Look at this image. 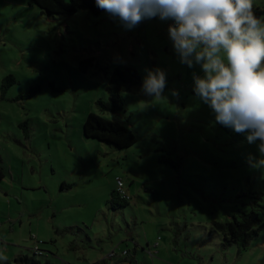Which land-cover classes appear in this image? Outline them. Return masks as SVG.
<instances>
[{
    "label": "rangeland",
    "instance_id": "1",
    "mask_svg": "<svg viewBox=\"0 0 264 264\" xmlns=\"http://www.w3.org/2000/svg\"><path fill=\"white\" fill-rule=\"evenodd\" d=\"M30 1L0 0V256L264 264V228L242 253L224 247L214 229L255 202L264 206L260 153L230 137L196 96L193 73L203 72L180 62L168 36L173 21L155 17L126 29L105 11L50 17ZM117 67L137 69L142 81L148 70H163L161 97L145 95L141 85L125 94V112L101 113L97 102L108 101ZM92 112L130 129L137 143L120 150L86 138ZM119 179L132 199L113 211L108 201ZM159 237L153 255L148 245Z\"/></svg>",
    "mask_w": 264,
    "mask_h": 264
},
{
    "label": "clouds",
    "instance_id": "2",
    "mask_svg": "<svg viewBox=\"0 0 264 264\" xmlns=\"http://www.w3.org/2000/svg\"><path fill=\"white\" fill-rule=\"evenodd\" d=\"M96 6L133 29L145 19L172 20L168 36L182 64L200 65L193 91L215 120L256 144L264 166V20L254 0H95ZM161 69L148 70L142 92L161 97ZM258 142V143H257ZM0 256V260H6Z\"/></svg>",
    "mask_w": 264,
    "mask_h": 264
},
{
    "label": "trees",
    "instance_id": "3",
    "mask_svg": "<svg viewBox=\"0 0 264 264\" xmlns=\"http://www.w3.org/2000/svg\"><path fill=\"white\" fill-rule=\"evenodd\" d=\"M30 4L38 7L44 14L50 17L55 16H73L81 10H87L94 16H99L104 10L99 9L95 0H31ZM254 12L258 18H264V2L261 6H254ZM10 78H12L10 76ZM6 82V81H5ZM142 76L140 72L133 67H117L109 81L107 92L109 99L98 100L97 106L101 113L120 114L125 112V94L133 91L142 85ZM13 83L4 84V92L7 91ZM37 90L32 89L28 94L33 96ZM219 124V123H218ZM230 137L246 139V135L237 134L232 129L219 124ZM84 136L88 139H94L114 145L120 150L131 148L137 143L135 134L127 127L112 121L102 115L90 113L83 127ZM5 177L3 167L0 163V180ZM122 194L118 189L113 190L108 206L111 210L117 211L124 209L131 203V197ZM258 199H261L258 198ZM261 210L264 206L255 202L250 212H243L239 217H234L232 221L216 222L214 229L219 232L223 238V246L236 245L239 253L245 252L252 242L259 236L264 228V220L261 218ZM130 253L127 251V256ZM136 254V251H135ZM132 256L131 264H139ZM0 264H54L49 260L41 262L34 256L20 255L13 261L5 260ZM102 264V263H96Z\"/></svg>",
    "mask_w": 264,
    "mask_h": 264
},
{
    "label": "built area",
    "instance_id": "4",
    "mask_svg": "<svg viewBox=\"0 0 264 264\" xmlns=\"http://www.w3.org/2000/svg\"><path fill=\"white\" fill-rule=\"evenodd\" d=\"M117 184H118V190H119L120 192H122V194L125 195L126 192H125V190H124V183H123V181L119 179V180H117ZM1 226H2V224L0 223V228H1ZM160 240H161V237H159V238L156 240V242L154 243L152 249L149 248V253H151V254H153V255H156V254L158 253V248L160 247V242H159ZM125 255H127V252H123V254L121 255V257H124ZM115 256H117L115 252H112V253L110 254V257H115Z\"/></svg>",
    "mask_w": 264,
    "mask_h": 264
},
{
    "label": "crops",
    "instance_id": "5",
    "mask_svg": "<svg viewBox=\"0 0 264 264\" xmlns=\"http://www.w3.org/2000/svg\"><path fill=\"white\" fill-rule=\"evenodd\" d=\"M2 227V226H1ZM154 245V244H153ZM150 247H152V246H150V245H148V248H150ZM159 253H161V252H159ZM2 261H5V260H2ZM10 261V260H9ZM1 262V261H0Z\"/></svg>",
    "mask_w": 264,
    "mask_h": 264
}]
</instances>
